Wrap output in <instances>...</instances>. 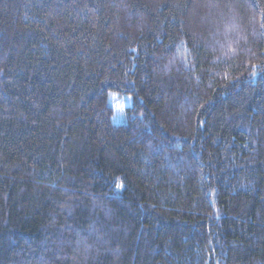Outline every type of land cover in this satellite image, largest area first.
<instances>
[{"label":"trees","instance_id":"16d2710c","mask_svg":"<svg viewBox=\"0 0 264 264\" xmlns=\"http://www.w3.org/2000/svg\"><path fill=\"white\" fill-rule=\"evenodd\" d=\"M0 264H264V0H0Z\"/></svg>","mask_w":264,"mask_h":264}]
</instances>
